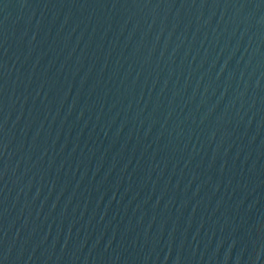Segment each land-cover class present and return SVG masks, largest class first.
<instances>
[{
    "label": "water",
    "instance_id": "95a60500",
    "mask_svg": "<svg viewBox=\"0 0 264 264\" xmlns=\"http://www.w3.org/2000/svg\"><path fill=\"white\" fill-rule=\"evenodd\" d=\"M0 264H264V0H0Z\"/></svg>",
    "mask_w": 264,
    "mask_h": 264
}]
</instances>
